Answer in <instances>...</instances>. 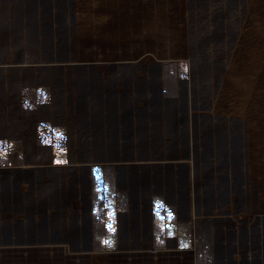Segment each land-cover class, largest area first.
<instances>
[{"label":"rangeland","instance_id":"rangeland-1","mask_svg":"<svg viewBox=\"0 0 264 264\" xmlns=\"http://www.w3.org/2000/svg\"><path fill=\"white\" fill-rule=\"evenodd\" d=\"M21 1L28 51L47 65L29 67L26 108L1 110L13 123L0 125V264H264V237L250 236L264 232V0ZM188 137L194 189L239 160L252 171L240 214L196 207L194 229L184 162L172 189L170 165L147 180L151 167L122 170L136 148L184 159ZM138 180L162 187L161 207L122 204Z\"/></svg>","mask_w":264,"mask_h":264},{"label":"crops","instance_id":"crops-1","mask_svg":"<svg viewBox=\"0 0 264 264\" xmlns=\"http://www.w3.org/2000/svg\"><path fill=\"white\" fill-rule=\"evenodd\" d=\"M8 10H4L6 16V28L8 29L7 33L5 34L6 39V50L2 51L1 48V31H0V125H9L13 123V120L11 117L2 116L1 110L5 112L8 109H11L12 107H16L19 109H24L27 106L23 104V94L27 93L29 91V94H32V86L33 81H27L25 77L28 75L29 71L31 72V75H33V69H29V67L34 66H43L47 65V63H38L33 62L34 60H37V58L33 57V54L28 51L29 48L27 47V35L26 32L27 28L31 27V18L26 12H31L29 10V5H24L22 1L18 4H14L16 1L9 0ZM19 5V11L16 10L17 6ZM43 5L39 4L38 6L35 5V12L37 11H43L42 7ZM1 13V9H0ZM19 13V20L16 17V14ZM1 15H0V27H1ZM19 21V22H17ZM18 24V25H17ZM15 26L18 27L20 32H17V29H14ZM16 30V31H15ZM20 39V40H19ZM19 46V48H18ZM57 65H64L65 63L57 62ZM38 72V71H37ZM30 75V76H31ZM65 77V74L62 75ZM12 88H14L15 95H13L12 98L4 99L5 94L12 92ZM43 90V89H42ZM12 100V101H11ZM12 103V104H11ZM15 103V104H14ZM42 102L40 103V105ZM42 106V105H41ZM32 107V105H30ZM6 114V112L4 113ZM133 120V117H131ZM121 128L123 129V124L121 123ZM123 131V130H122ZM11 138V137H10ZM10 138H6L8 141L11 140ZM131 137L122 135L121 140L122 141H129ZM5 139V140H6ZM131 141H134L133 139ZM189 137L187 139V148L184 152V159H177L176 155V149L175 151H169V156H174L170 159H161V156L159 153H155L154 151L150 152L148 149H145L144 151H141V149L136 148V151L138 150L137 159L136 160H122L120 164H122V170L124 172L129 171L128 168L123 167V165L131 164V163H137L140 166L143 167H151V170L145 172L147 175H143L144 179H156L157 174H161V164L170 165L173 167V170L170 171V177L171 178V185L169 186L171 189L175 186V183H177L176 176H177V167L180 165H177L178 163H185L183 166L185 168V192H186V204H187V216H190V199L192 198L191 192L194 189V184L192 186L191 181L196 179V172H198V167L195 166V162L193 159L194 156V149H193V140L192 142H189ZM127 148V147H126ZM124 150V149H123ZM135 149H132V153ZM11 151V150H10ZM135 152V151H134ZM203 153V150L201 151ZM172 153L173 155H171ZM119 154H123L122 151ZM135 155V154H134ZM151 155V157H150ZM133 156V154H132ZM139 158H142L139 160ZM150 158V159H149ZM192 159V160H190ZM183 160V161H182ZM190 160V161H189ZM100 160L93 159V162L98 163ZM151 161V162H150ZM101 162V161H100ZM241 161L239 160V166H232L231 172H228L227 170H224V172L221 174L222 176H219V183L215 182L216 178L222 171L218 170L215 177L212 175V177L209 179L210 183H196L195 189H194V199L196 202L197 209L204 208L207 212H212L216 208L222 209L223 214L227 213L230 214V206L231 201L233 205V210L231 214H240L241 213V200L240 199L243 196V190L242 183H243V177L248 172V178L251 177L252 171L248 168L246 174L244 175L243 171L241 170ZM24 167V165H22ZM247 166V165H246ZM3 164L0 162V168H3ZM21 167V166H19ZM29 168V167H28ZM236 168V169H235ZM135 170V174H137V170ZM150 174H152L150 176ZM194 174V175H193ZM224 174L226 176H224ZM191 175V176H189ZM137 176V175H136ZM253 178V177H252ZM251 178V179H252ZM147 182V181H146ZM155 185L150 188L149 185L143 183L142 181L138 180V183L134 186L135 193L130 192L129 186L124 185L122 187V195L124 197V201H122V204H125L127 206L134 205L135 206H143V205H154L156 202H161L162 194L164 193L162 187L158 186L156 184V180H154ZM191 186V187H190ZM199 189V190H198ZM251 188L248 186V193H250ZM193 194V192H192ZM236 197L239 200H236ZM168 198V197H167ZM243 198V197H242ZM170 201V200H169ZM166 202V200H164ZM251 202V201H250ZM167 203V202H166ZM175 204L176 199L173 198L172 201L168 202ZM250 206V204H249ZM199 207V208H198ZM228 209H227V208ZM227 209V210H226ZM220 212V210H219ZM252 234H250L251 237L256 238L257 241L261 238V236L264 237V232H261L259 229H252L250 230ZM245 231L244 235H248ZM233 236V235H230ZM220 243L223 244L222 238L223 235L220 237ZM235 239V238H233ZM255 240V241H256ZM259 244V242H258ZM256 245L258 247L259 245ZM255 246V245H254ZM224 247V245H223ZM261 247V246H259ZM259 250V249H258ZM261 262V261H260Z\"/></svg>","mask_w":264,"mask_h":264},{"label":"bare ground","instance_id":"bare-ground-1","mask_svg":"<svg viewBox=\"0 0 264 264\" xmlns=\"http://www.w3.org/2000/svg\"><path fill=\"white\" fill-rule=\"evenodd\" d=\"M50 63V62H49ZM190 160H192V159H190ZM189 160V161H190ZM183 161V160H182ZM119 162V161H118ZM151 162V161H150ZM126 164V163H125ZM51 165H56L55 163L54 164H51ZM59 166V165H58ZM24 167H32V164H29V163H26V164H24ZM194 175V174H193ZM189 176H191V175H189ZM193 180L191 181V183H192V186H193ZM191 187V186H190ZM191 192V195H193L192 194V192H193V190L192 191H190ZM193 198V197H192ZM190 205H191V212L190 213H192L193 214V216H195L196 215V205H195V203H194V201L191 199V202H190ZM154 250H155V252H152V253H156V252H158V249L157 248H153Z\"/></svg>","mask_w":264,"mask_h":264},{"label":"snow or ice","instance_id":"snow-or-ice-1","mask_svg":"<svg viewBox=\"0 0 264 264\" xmlns=\"http://www.w3.org/2000/svg\"><path fill=\"white\" fill-rule=\"evenodd\" d=\"M58 136H59V134H57ZM57 163H63L62 161H57ZM94 171H97V170H94ZM97 181L99 182V180H100V176L99 175H97ZM102 190H106V188L105 189H101L99 186H98V188H97V192L99 193V192H101ZM102 198V197H101ZM159 207H161V204H160V202L158 201L157 202V208H159ZM157 215H159V213H157ZM169 219H171V216H172V214H171V212H169ZM109 230H111V227L109 226ZM104 243H110L109 241H104Z\"/></svg>","mask_w":264,"mask_h":264},{"label":"built area","instance_id":"built-area-1","mask_svg":"<svg viewBox=\"0 0 264 264\" xmlns=\"http://www.w3.org/2000/svg\"><path fill=\"white\" fill-rule=\"evenodd\" d=\"M193 217V215H190V218H191V223H192V227L195 229V223H194V221L197 219V217H195V218H192ZM194 237H195V235H194ZM193 237V238H194ZM195 239V238H194ZM189 249H191L194 253H195V255H196V252H198L197 251V247H195V249L193 250V248H189ZM153 252H155V250L153 249L152 250ZM164 252H168V251H164ZM195 258H197V256H195ZM198 261V260H197ZM194 264V263H193ZM195 264H199L198 262L197 263H195Z\"/></svg>","mask_w":264,"mask_h":264},{"label":"water","instance_id":"water-1","mask_svg":"<svg viewBox=\"0 0 264 264\" xmlns=\"http://www.w3.org/2000/svg\"><path fill=\"white\" fill-rule=\"evenodd\" d=\"M50 63H51V65H54L53 62H50ZM61 63H64V62H61ZM66 64H70V62H66Z\"/></svg>","mask_w":264,"mask_h":264}]
</instances>
